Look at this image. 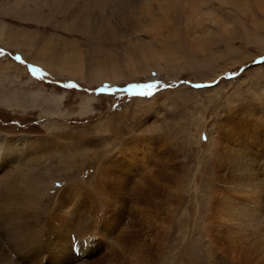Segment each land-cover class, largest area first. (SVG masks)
Here are the masks:
<instances>
[{
	"label": "rangeland",
	"instance_id": "1",
	"mask_svg": "<svg viewBox=\"0 0 264 264\" xmlns=\"http://www.w3.org/2000/svg\"><path fill=\"white\" fill-rule=\"evenodd\" d=\"M121 1L126 4L125 10L123 6L116 7L118 0L114 2L116 9L109 7L108 0L93 2L98 4L89 11L91 26L104 25L102 28L108 31L112 29L111 22L119 24L124 15L137 11L133 4ZM197 1L194 0L202 6L203 16L197 17L194 25L199 26L196 29L200 35H206L204 49L189 45L191 39L184 32L185 17L180 14L182 29H178L184 35L175 39L180 44L166 53L161 65L154 64L151 70L149 65L139 66L135 70L138 72L127 74V78L116 83L60 76L21 53L16 47L19 42L7 46L18 51L16 54L8 48L7 54L0 53L1 59H7H0V133L38 138L33 152L43 149L39 156L46 158L40 161L45 165L43 169L48 167L50 172H56L59 165L54 158L56 150L81 159L66 166L60 163L66 185L62 187L65 182L62 183L60 188L57 182L58 192L51 193L52 198L44 206L46 217L48 207L64 208L59 202L62 198L74 215L73 220L86 223L85 232L70 233L66 226L72 223L65 213L64 220L51 214L47 217V222L51 219L49 227L53 221L58 223L57 230L61 232L57 240L68 264H219L216 258L220 250L211 245L205 224L204 202L211 196L214 166L225 169L228 179H238L233 174H238L237 168L246 162L252 144L264 152V0H230L221 4L213 0L212 5ZM26 2L35 9L34 18L25 20L8 12L13 7L6 6L4 0H0V17L15 28L26 27L31 34H38V45L47 37L52 40L48 48L56 55L63 52V39H75L80 48L87 50L97 45V37L90 38L86 32L71 33L59 28L60 17L51 15L53 9L48 0ZM199 11L201 7L197 8ZM80 16L82 21L87 20L86 15ZM218 18L233 30L227 33L219 23H211ZM157 23V28L166 32L167 25L161 18ZM171 26L175 28L177 24L173 21ZM147 28L152 32H140L138 37L164 52L162 36L153 37L156 30L150 24ZM213 32L214 38L209 39ZM78 44H74L76 49ZM119 45L111 46L125 51ZM32 47L30 52L35 53L38 47ZM89 80L93 81L91 85ZM148 84L152 87H132ZM231 132L238 137L228 140ZM222 140L216 166L215 148ZM263 158L258 162V178L264 179ZM256 186L261 190L259 180ZM72 228L71 231L77 227ZM212 234L214 244L223 243L220 234ZM4 241H0V264L4 261L2 251L12 253L13 259L18 256ZM52 249L51 245L36 255L33 264H60Z\"/></svg>",
	"mask_w": 264,
	"mask_h": 264
},
{
	"label": "bare ground",
	"instance_id": "2",
	"mask_svg": "<svg viewBox=\"0 0 264 264\" xmlns=\"http://www.w3.org/2000/svg\"><path fill=\"white\" fill-rule=\"evenodd\" d=\"M4 1L6 6L13 7L8 9V12L16 13L25 20L34 18L32 13L35 9L31 8L26 0ZM95 1L96 0H48L47 2L53 9L51 10L53 11L51 15L60 17L59 28L71 33L86 32V35H91L90 38L97 37L96 39L98 41H95L97 42V45L92 46V49L87 50L82 47L80 48V45L78 44L79 41L76 42L74 41L75 39L73 41L72 39H68L71 41L63 39L65 42L62 49L63 52L56 55L50 51L51 49H49L50 45H48V42L52 40L47 39V37L42 38L43 43L40 46L38 45L40 36L36 34V36H39L36 41L38 48L35 47L36 52L31 53L30 51L34 48L32 47L33 36L31 32H29L28 29H25L24 32L28 33L25 35L23 34L22 37L19 32L14 31L15 27L11 26V24L4 19L0 20V36L9 38L14 45L19 42L20 45L16 47L19 48L21 53H24V55H27L33 62L39 65L43 64L44 66H48L60 76L75 77L84 80L91 77L97 81L103 82L108 80L114 83L122 78H127V74L131 76L138 72L135 70H139V68H137L139 66L142 67L144 65H149V70H151L154 64H158V66L161 65V61L167 56L166 53L171 48L180 44V42L175 39L184 35H181V32L179 31L180 28L182 29V16L180 14L185 17H183L186 21L184 32L186 31V35L188 34L191 39L189 45H193L200 50H203L205 47L206 35H200L198 33L199 29L196 28L199 26L195 27L197 22H194L197 17L199 18V16L202 15V6H200L201 11L197 13V8H200L199 5H197V0H195L197 2H194V0H124L128 5L133 4L132 6L135 7L133 9L137 11L133 14L128 13L130 15L122 16V22L119 24L118 22H111L112 29L110 30L108 28V31H106L107 29L104 30L105 28H102L104 27L103 24V26L98 25L96 28L91 26L92 20L90 21L89 16L92 11H89L98 4V2H96L97 4L93 3ZM108 1L109 7L113 8L114 6V9L120 6H123V9L126 7V4L124 5L121 0H118L119 3L116 4V7L114 4L116 0ZM217 1L220 2V4L226 1L227 3L230 2V0ZM155 2L157 4H155ZM212 2L213 0H202V4L205 3L212 5L210 4ZM234 3L235 2L233 1L232 4ZM19 6H21L22 9H20ZM74 6L75 8L71 9V7L73 8ZM101 7L100 4L98 9ZM181 7L183 10H181ZM5 9L6 8L4 7V10ZM42 9L45 10V8ZM42 9L40 8V11ZM237 10L239 11L238 8ZM40 11L38 10V13H40ZM109 11H111V9H109ZM115 12H117V10ZM207 12L208 11L204 13L207 14ZM211 12L209 13L212 14ZM241 12L243 14L245 9H240V13ZM25 13H27V15H23ZM81 14L86 15L85 18L87 20H84L85 18H83L84 21H82L80 18ZM112 15L115 16V14ZM208 15L209 14H207V16ZM47 16L48 15L46 14L45 17ZM104 16L105 15H103V17ZM213 16H211L212 20ZM156 18H161L164 21V24L167 25L166 32L157 28L159 24L157 23ZM118 20L119 17L117 21ZM85 21L88 22L85 23ZM173 21L177 24V27L175 28L171 26ZM108 23L110 22H107V24ZM211 23H214V25L215 23H219V27L224 28V31H227V33L229 30H233L228 27L224 20L221 21L219 18L216 19V22L214 20V22ZM92 24L95 25V22ZM147 24H150L154 30H156V34L152 35L153 37L158 35L162 36L161 47L164 52L156 48L153 49L151 41H143L138 37L140 32H152L147 28ZM105 27H107V25ZM215 32H213L212 37L209 36V39L214 38ZM204 33L209 32L204 31ZM0 40L5 46H9L4 39ZM115 43L120 44L119 46L125 49V51L122 52L119 49L113 48L111 45H114ZM74 44L75 46L76 44L79 45H77L78 49L74 47ZM93 47H95V49H93ZM46 56L51 57V59L47 60ZM19 58L20 59H17L18 61H24V59H22L23 57ZM86 58L88 59L87 63H85ZM130 67L132 68L130 69ZM125 68H129V70L124 71ZM92 82V80L88 81L90 85ZM102 91L106 92L107 90L102 89ZM61 100L62 96H60V101ZM235 132H231L227 139L230 140L232 138H237L238 135H236L237 133ZM234 135H236V137H234ZM38 140L39 139L34 136L20 135V137H16L0 133V241L2 242L5 240L4 243L9 247L10 251H14L18 255L16 259H13L14 257L11 258L12 253L8 254L9 251H6V253H3L2 251V258H4V261H2L1 264H33L36 255L40 252L47 251L51 245L53 247L52 250H54V258L58 259L60 264H68V257L61 251V246L57 240V236L59 235V232H61L57 230V227H59L58 223L53 221L52 227H49L48 223L51 219H48V222L46 221L49 214H51V217L57 216L60 220H64L63 213H65V216L68 217L67 220L72 223L70 226H66V232H85L86 229V223L84 220L83 222L73 220L74 215L70 213V210H67L62 198L59 199V202L65 209L61 205H58L53 209L52 207H48L47 212L49 213L45 217L46 214L44 212H46V209H44V206L48 200L52 198L53 194L51 193L55 194V192H58V188L56 187L57 182H60V188L66 185V176L64 175L62 177L60 163L64 165L66 163L71 164L73 162H78L81 159L70 153L68 155L59 154L60 152H57L56 150L55 157L53 156L59 162V165L56 166V172H50L48 167L43 169L44 164H42L40 159L46 157L42 156L41 158V156H39L40 153H43V151H41L43 149L40 150L41 152H33V150H35L34 147H37L36 142ZM223 144V140L218 141L215 148L216 155L214 156L213 162L215 161L216 166V159L218 157L217 153ZM252 145L253 148L250 149L251 152L246 158V162L237 168L239 173L233 174L231 172L233 175H237L238 179H228L224 175L226 173L225 169L214 166V180L211 185L209 184L211 188V196L207 199L208 202H204L207 203L205 206L207 207L205 215V224L207 225L206 235L207 238H209L211 245L215 246V249L220 250V256L218 255L219 258H216L219 264H229V262L232 264L234 262L237 264H264V179L261 176L258 178V167L260 166L258 162H261V158L264 157V152L261 151V148L257 150L255 144ZM57 147L60 148V146ZM50 149L54 148L50 147ZM246 164H248V167H246ZM38 167L41 168V170L39 169V172H37L36 169ZM70 167H72V165ZM262 167H264L263 162L261 168ZM23 168H27V170L25 171ZM66 172L68 173L69 171ZM47 173L48 175H46ZM59 177L60 179H58ZM196 178L198 180L199 175L198 177L196 176ZM210 180H208L209 183ZM257 180L262 184L261 190H257ZM62 183L64 184L63 186ZM73 184L74 182L70 183L71 186ZM91 211L93 210L91 209ZM68 212L70 214H68ZM72 227L77 228L71 231ZM212 232L220 234L223 243L214 244V241L211 238L213 237ZM55 251H58V255L55 254Z\"/></svg>",
	"mask_w": 264,
	"mask_h": 264
},
{
	"label": "crops",
	"instance_id": "3",
	"mask_svg": "<svg viewBox=\"0 0 264 264\" xmlns=\"http://www.w3.org/2000/svg\"><path fill=\"white\" fill-rule=\"evenodd\" d=\"M3 18L2 17H0V20H2ZM5 19V18H4ZM11 21V20H10ZM1 22V21H0ZM27 30V28H20V27H17V28H15L14 29V31H16V32H19L20 33V35L23 37V34L25 35V34H27L28 32H24V30ZM15 32V33H16ZM32 43H33V41H34V46H36V41H37V36H36V34L34 35V34H32ZM0 39H4L8 44H9V46H14V44L12 43V41H10L9 40V38H7V37H2V36H0ZM0 47H2V48H8L7 46H5L2 42H1V40H0ZM8 49H10V48H8ZM11 51H13V49H10ZM14 52V51H13ZM12 52V54L14 55V54H16L18 51H15L14 53ZM22 57V56H21ZM1 59V58H0ZM3 62H7V59H1Z\"/></svg>",
	"mask_w": 264,
	"mask_h": 264
},
{
	"label": "snow or ice",
	"instance_id": "4",
	"mask_svg": "<svg viewBox=\"0 0 264 264\" xmlns=\"http://www.w3.org/2000/svg\"><path fill=\"white\" fill-rule=\"evenodd\" d=\"M17 59H20L19 57H17ZM132 87H146V88H151L152 85L148 84V85H132ZM195 87L199 88L201 87V85H195ZM143 95H148L149 93H142Z\"/></svg>",
	"mask_w": 264,
	"mask_h": 264
}]
</instances>
